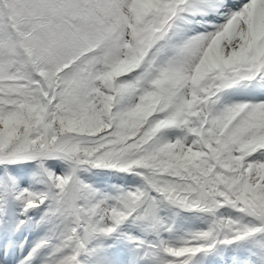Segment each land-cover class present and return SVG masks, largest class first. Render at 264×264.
<instances>
[{
    "label": "snow or ice",
    "instance_id": "obj_1",
    "mask_svg": "<svg viewBox=\"0 0 264 264\" xmlns=\"http://www.w3.org/2000/svg\"><path fill=\"white\" fill-rule=\"evenodd\" d=\"M0 264H264V0H0Z\"/></svg>",
    "mask_w": 264,
    "mask_h": 264
}]
</instances>
